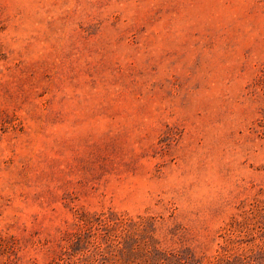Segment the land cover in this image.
<instances>
[{
    "label": "rangeland",
    "instance_id": "1",
    "mask_svg": "<svg viewBox=\"0 0 264 264\" xmlns=\"http://www.w3.org/2000/svg\"><path fill=\"white\" fill-rule=\"evenodd\" d=\"M0 264H264V0H0Z\"/></svg>",
    "mask_w": 264,
    "mask_h": 264
}]
</instances>
